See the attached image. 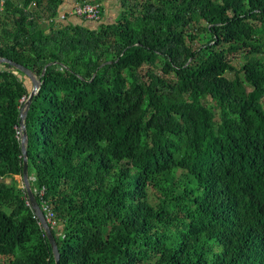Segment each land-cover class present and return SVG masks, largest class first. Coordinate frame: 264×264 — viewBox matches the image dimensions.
I'll return each mask as SVG.
<instances>
[{"label": "trees", "instance_id": "1", "mask_svg": "<svg viewBox=\"0 0 264 264\" xmlns=\"http://www.w3.org/2000/svg\"><path fill=\"white\" fill-rule=\"evenodd\" d=\"M76 1L102 18L0 0V58L41 81L28 169L60 263L264 264V0H120L113 23ZM21 76L0 64V264H56L16 179Z\"/></svg>", "mask_w": 264, "mask_h": 264}, {"label": "water", "instance_id": "2", "mask_svg": "<svg viewBox=\"0 0 264 264\" xmlns=\"http://www.w3.org/2000/svg\"><path fill=\"white\" fill-rule=\"evenodd\" d=\"M0 64H9L10 66L18 69L22 74L25 76L29 77L30 80L33 83V89L28 97V100L24 103L23 108L21 109V119H20V126L23 131V136L21 139V144H22V150L24 154V169H23V174H22V180L24 182V187L27 193L28 200L33 208V211L35 212L36 216L39 217L46 235L52 245L54 255L56 258V264H61L60 263V251L58 248V244L56 242L55 236L52 232V229L50 227L49 221L42 210L41 206L39 205L35 194L32 190L31 183H30V177H29V169H28V156H27V141H28V133L26 129V117L29 112V109L31 107L32 101L34 96L38 93L40 87H41V81L27 68L16 64L8 59L5 58H0Z\"/></svg>", "mask_w": 264, "mask_h": 264}, {"label": "rangeland", "instance_id": "3", "mask_svg": "<svg viewBox=\"0 0 264 264\" xmlns=\"http://www.w3.org/2000/svg\"><path fill=\"white\" fill-rule=\"evenodd\" d=\"M70 1H72V3H73V0H70ZM76 1V0H75ZM77 3V2H76ZM78 4V3H77ZM103 7H104V10H103V18H104V21L105 22H107V23H113L114 22V20L118 17V14L120 13V0H106L104 3H103ZM86 19H88V18H86ZM206 41H208V36L207 35H200V37H199V40L197 41V45H199V44H202V43H204V42H206ZM235 58V62H234V64H236V63H239V64H242L243 63V61L242 60H239V58H240V55H235L234 56ZM24 80H25V82H26V84H27V87H28V89H29V91H30V93H31V91H32V89H33V83H32V81L29 79V78H27L26 76H21ZM26 99L28 100V98L26 97ZM26 100V101H27ZM25 101V102H26ZM25 102H21L23 105H24V103ZM212 105H213V103L211 104L210 102L208 103V106L209 107H212ZM262 105H263V107H264V100H262ZM18 130H20L21 131V134H19L18 133ZM17 136L20 138V139H22V136H23V131H22V128L20 127V128H17ZM16 179L18 180V182L20 183V186L21 187H24V182H23V180H22V177L21 176H18V177H16ZM25 188V187H24ZM49 221V220H48ZM49 223H50V221H49Z\"/></svg>", "mask_w": 264, "mask_h": 264}, {"label": "built area", "instance_id": "4", "mask_svg": "<svg viewBox=\"0 0 264 264\" xmlns=\"http://www.w3.org/2000/svg\"><path fill=\"white\" fill-rule=\"evenodd\" d=\"M69 14H64L60 16L61 20H66L68 18ZM72 16H78V17H85L91 20H100L102 18L101 14V6L100 5H93V4H85L80 5L78 4L74 10L70 13ZM27 99L26 97L22 98L21 102H25ZM18 133L21 134V131L18 130ZM45 215L49 221H52V223L55 224V221H53V213H51L48 208H45L44 210Z\"/></svg>", "mask_w": 264, "mask_h": 264}, {"label": "crops", "instance_id": "5", "mask_svg": "<svg viewBox=\"0 0 264 264\" xmlns=\"http://www.w3.org/2000/svg\"><path fill=\"white\" fill-rule=\"evenodd\" d=\"M76 2L77 1H75V0H73V3L70 0H65L64 4L60 8V15L69 14L68 15L69 20L75 21V22L79 21L78 17L70 15V13L78 5Z\"/></svg>", "mask_w": 264, "mask_h": 264}]
</instances>
